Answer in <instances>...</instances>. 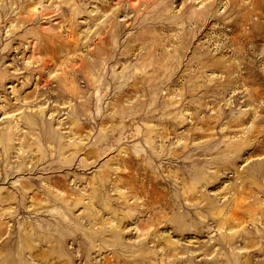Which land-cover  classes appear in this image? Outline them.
<instances>
[{"label": "rangeland", "instance_id": "1", "mask_svg": "<svg viewBox=\"0 0 264 264\" xmlns=\"http://www.w3.org/2000/svg\"><path fill=\"white\" fill-rule=\"evenodd\" d=\"M0 264H264V0H0Z\"/></svg>", "mask_w": 264, "mask_h": 264}]
</instances>
